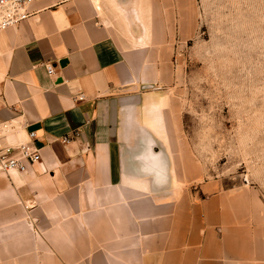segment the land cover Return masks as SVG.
<instances>
[{
  "label": "crops",
  "instance_id": "1",
  "mask_svg": "<svg viewBox=\"0 0 264 264\" xmlns=\"http://www.w3.org/2000/svg\"><path fill=\"white\" fill-rule=\"evenodd\" d=\"M204 2L67 0L0 31V137L41 156L0 174V264H264V197L210 177L168 108Z\"/></svg>",
  "mask_w": 264,
  "mask_h": 264
},
{
  "label": "rangeland",
  "instance_id": "2",
  "mask_svg": "<svg viewBox=\"0 0 264 264\" xmlns=\"http://www.w3.org/2000/svg\"><path fill=\"white\" fill-rule=\"evenodd\" d=\"M176 43L169 112L185 147L225 187L264 197V0H205Z\"/></svg>",
  "mask_w": 264,
  "mask_h": 264
},
{
  "label": "built area",
  "instance_id": "3",
  "mask_svg": "<svg viewBox=\"0 0 264 264\" xmlns=\"http://www.w3.org/2000/svg\"><path fill=\"white\" fill-rule=\"evenodd\" d=\"M67 0H0V31L8 27L19 24L35 14V5L42 7H56ZM47 72L52 73L51 65L47 66ZM75 99H82V95H77ZM0 127L5 128L6 124L1 123ZM78 131L74 132L77 136ZM35 133H28L26 141L16 144L5 143L0 137V174L11 175L14 173H24L29 164L40 161L39 148L34 145ZM70 137L65 135L62 141H69Z\"/></svg>",
  "mask_w": 264,
  "mask_h": 264
},
{
  "label": "water",
  "instance_id": "4",
  "mask_svg": "<svg viewBox=\"0 0 264 264\" xmlns=\"http://www.w3.org/2000/svg\"><path fill=\"white\" fill-rule=\"evenodd\" d=\"M165 168L168 170V172H169V175L171 176V164L167 161L166 162V164H165ZM170 179H171V177H167L166 178V181L164 182V183H162V185L160 186V188L161 189H163L164 187H167L168 185H169V183H170Z\"/></svg>",
  "mask_w": 264,
  "mask_h": 264
}]
</instances>
